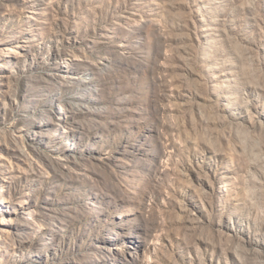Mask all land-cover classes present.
<instances>
[{"label": "rangeland", "instance_id": "1", "mask_svg": "<svg viewBox=\"0 0 264 264\" xmlns=\"http://www.w3.org/2000/svg\"><path fill=\"white\" fill-rule=\"evenodd\" d=\"M0 264H264V0H0Z\"/></svg>", "mask_w": 264, "mask_h": 264}]
</instances>
